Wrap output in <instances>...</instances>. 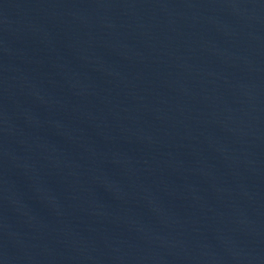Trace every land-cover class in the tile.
Masks as SVG:
<instances>
[{"label": "water", "instance_id": "1", "mask_svg": "<svg viewBox=\"0 0 264 264\" xmlns=\"http://www.w3.org/2000/svg\"><path fill=\"white\" fill-rule=\"evenodd\" d=\"M0 264H264V0H0Z\"/></svg>", "mask_w": 264, "mask_h": 264}]
</instances>
